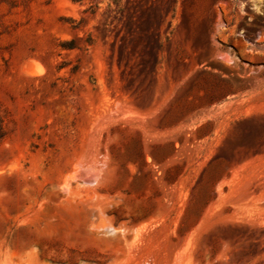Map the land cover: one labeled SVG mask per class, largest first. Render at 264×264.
<instances>
[{
	"label": "rangeland",
	"instance_id": "rangeland-1",
	"mask_svg": "<svg viewBox=\"0 0 264 264\" xmlns=\"http://www.w3.org/2000/svg\"><path fill=\"white\" fill-rule=\"evenodd\" d=\"M0 264H264V0H0Z\"/></svg>",
	"mask_w": 264,
	"mask_h": 264
}]
</instances>
